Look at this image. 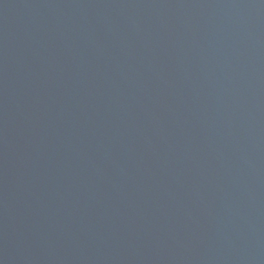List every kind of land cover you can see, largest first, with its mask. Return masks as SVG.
Segmentation results:
<instances>
[{
    "label": "water",
    "instance_id": "water-1",
    "mask_svg": "<svg viewBox=\"0 0 264 264\" xmlns=\"http://www.w3.org/2000/svg\"><path fill=\"white\" fill-rule=\"evenodd\" d=\"M0 264H264V0H0Z\"/></svg>",
    "mask_w": 264,
    "mask_h": 264
}]
</instances>
